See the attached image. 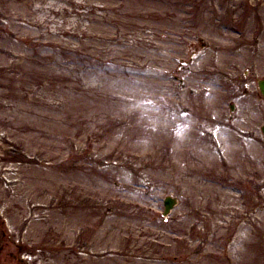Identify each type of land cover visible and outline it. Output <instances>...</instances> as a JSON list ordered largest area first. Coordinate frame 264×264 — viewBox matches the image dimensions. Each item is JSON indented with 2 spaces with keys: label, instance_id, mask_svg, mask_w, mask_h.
Returning a JSON list of instances; mask_svg holds the SVG:
<instances>
[{
  "label": "rangeland",
  "instance_id": "374dc122",
  "mask_svg": "<svg viewBox=\"0 0 264 264\" xmlns=\"http://www.w3.org/2000/svg\"><path fill=\"white\" fill-rule=\"evenodd\" d=\"M263 78L264 0H0V264H264Z\"/></svg>",
  "mask_w": 264,
  "mask_h": 264
},
{
  "label": "water",
  "instance_id": "95a60500",
  "mask_svg": "<svg viewBox=\"0 0 264 264\" xmlns=\"http://www.w3.org/2000/svg\"><path fill=\"white\" fill-rule=\"evenodd\" d=\"M258 88H259V91L264 99V79L258 81ZM263 132H264V128H263ZM176 203V200L171 198V197H167L165 198L164 200V212H163V216H166L170 210L174 207Z\"/></svg>",
  "mask_w": 264,
  "mask_h": 264
},
{
  "label": "flooded vegetation",
  "instance_id": "af4514ba",
  "mask_svg": "<svg viewBox=\"0 0 264 264\" xmlns=\"http://www.w3.org/2000/svg\"><path fill=\"white\" fill-rule=\"evenodd\" d=\"M232 110H234V108H233ZM261 132H262V134L264 135L263 127H261ZM240 193H241V192H240ZM242 194H243V193H241L240 195H242ZM241 202H242V203H241L240 206L243 208V211L246 212V211L248 210V206L245 205L246 202H245L244 199H242V196H241ZM249 209H250V207H249Z\"/></svg>",
  "mask_w": 264,
  "mask_h": 264
},
{
  "label": "bare ground",
  "instance_id": "6f19581e",
  "mask_svg": "<svg viewBox=\"0 0 264 264\" xmlns=\"http://www.w3.org/2000/svg\"><path fill=\"white\" fill-rule=\"evenodd\" d=\"M49 9V8H48ZM51 11V10H50Z\"/></svg>",
  "mask_w": 264,
  "mask_h": 264
}]
</instances>
